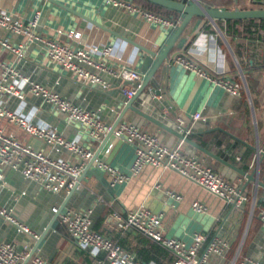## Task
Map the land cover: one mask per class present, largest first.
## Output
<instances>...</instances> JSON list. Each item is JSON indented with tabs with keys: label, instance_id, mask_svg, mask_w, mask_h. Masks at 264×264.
<instances>
[{
	"label": "crops",
	"instance_id": "obj_1",
	"mask_svg": "<svg viewBox=\"0 0 264 264\" xmlns=\"http://www.w3.org/2000/svg\"><path fill=\"white\" fill-rule=\"evenodd\" d=\"M55 1L101 23L116 35L52 0H0V12L25 20L39 11L38 31L43 35L65 41L67 35L79 33L77 44L80 46L110 45L112 66L131 67L141 73L143 81L156 59L143 72L144 53L127 40L160 53L174 32L168 27L145 23L138 17L104 6L101 0ZM203 1L206 7L220 9L259 7L253 0H237V3L235 0ZM168 15L178 19L182 17L181 14L170 12ZM260 20L251 22L248 19H218L213 23L205 18L195 17L168 53L170 60L183 50L191 49L211 69L233 79L239 88V95L231 96L205 79L196 77L179 66L169 65L168 60L159 65L147 86L154 89L159 98L148 100V106L141 110L238 169L246 173L255 171V175L264 184V157L258 155L260 152L264 153V27H261L264 19ZM0 36L6 37L14 45L24 42L21 36L2 29ZM0 58L12 63L21 76L53 87L68 100L95 111L105 123L114 124L123 110L124 99L120 90L124 82L118 77L103 75L108 84L106 89L81 86L68 73L46 64L39 53L38 44L35 43L27 45L21 61L1 48ZM145 92H148L147 89ZM3 102L5 107L33 116L34 120L50 125L67 138H77L80 135L77 126L66 124L53 115L48 106H40L38 99L19 101L9 98ZM133 105L139 107L137 100ZM196 112L201 117L192 122L191 116ZM161 115H165L172 123L169 124ZM177 117L184 121L181 128L174 124ZM121 121L136 123L142 129L157 134L164 144L175 145L180 142L170 131L132 110L127 109ZM0 127L15 132L23 143L52 157L75 160L68 152H55L42 141L5 125L3 120H0ZM81 141L93 150L94 155L98 153V158L122 171H128L133 157L128 144L112 136L104 145L101 144L102 141L87 142L83 138ZM182 147L199 156L207 165L240 187L247 197L240 210H235L177 173L152 166H145L126 183L111 186L108 174L90 161L80 176L78 187L71 193L59 195L44 191L24 179L18 171L5 168L1 171L0 207L27 225L37 238H42L36 245L37 238L17 232L0 219V242L14 244L18 252L30 253L35 249L33 255L40 256L50 264H97V259H104V253L94 255L77 246L70 239L57 214L51 211V207L90 210L92 228L114 239L140 261L172 264L175 257L168 249L140 231L122 229L118 221L109 219L112 211L123 212L126 209L144 207L153 213H162L164 234L168 237H176L186 243H190L195 232H205L209 238H227L230 247L227 255L221 261L211 260L210 264H236L242 256H250L264 264V226L255 216L260 208H264V187H256L245 176L207 157L185 142ZM155 185L159 187L156 188ZM166 190L178 193L181 199L174 201L167 197ZM196 200L206 206V212L196 213L192 210L191 204Z\"/></svg>",
	"mask_w": 264,
	"mask_h": 264
},
{
	"label": "built area",
	"instance_id": "obj_2",
	"mask_svg": "<svg viewBox=\"0 0 264 264\" xmlns=\"http://www.w3.org/2000/svg\"><path fill=\"white\" fill-rule=\"evenodd\" d=\"M101 3L138 17L145 23L161 25L172 30L176 29L181 20L157 14L129 0H101ZM39 19V11L25 20L0 12V29L24 39L23 43L14 45L6 37L0 36V48L12 53L17 61H21L24 59L27 45L38 44L39 53L46 64L54 65L62 72L68 73L76 83L82 84L81 86H99L106 89L108 84L103 75L118 77L124 82L120 90L124 99L123 104L141 87L143 79L137 70L125 65L112 66L110 45L80 46L77 44L79 33L67 35L65 41L43 35L38 31ZM168 64L179 66L196 77L205 79L231 96L239 95V88L233 79L211 69L189 48L172 57ZM145 90L136 99L140 109L148 106V100L159 98L152 89L147 88L148 92ZM9 98H16L19 101L38 99L40 106H48L49 111L66 124L77 126L80 135L77 138H67L50 125L34 120L33 116L5 107L3 101ZM161 117L169 124L172 123L165 115ZM200 117V113L196 112L191 116V121L194 122ZM0 120L26 136L42 141L55 152H68L75 157L73 161L63 157H52L23 143L15 132L0 127V179L3 177L1 171L8 168L18 171L24 179L44 191L57 195L68 194L78 187L80 176L94 158L93 150L83 144L81 139L87 142H101L111 132L114 139L128 144L133 153L128 171H122L104 159L98 157L93 159L95 166L108 174L111 186L126 183L138 175L145 166H152L177 173L186 181L231 205L235 210H240L247 200L238 185L231 183L199 156L185 151L182 147L183 140L175 145L164 144L157 134L150 133L132 122L120 121L113 127V124L103 122L95 111L68 100L53 87L21 76L12 63L1 58ZM174 124L181 128L184 121L177 117ZM165 194L174 201L181 199V195L172 190H166ZM191 208L196 213L206 212V206L197 200L191 204ZM51 211L57 214L70 239L77 246L89 250L94 255L104 253V259H97V264H152L140 261L114 239L93 229L90 210L75 211L71 208L60 210L58 206H53ZM257 218L264 226V208L258 210ZM0 219L14 227L17 232L37 238L27 225L19 222L3 207H0ZM109 219L118 221L122 229L140 231L168 249L175 257L172 264H210L213 259L221 261L230 248L227 238L223 236L209 238L205 232L193 233L190 243L176 237H168L164 234L162 213H153L144 207L126 209L123 212L112 211L109 213ZM28 255V251L18 252L10 242H0V264H23ZM26 264L50 263L38 255H31ZM236 264L262 263L250 256H242Z\"/></svg>",
	"mask_w": 264,
	"mask_h": 264
},
{
	"label": "water",
	"instance_id": "obj_3",
	"mask_svg": "<svg viewBox=\"0 0 264 264\" xmlns=\"http://www.w3.org/2000/svg\"><path fill=\"white\" fill-rule=\"evenodd\" d=\"M52 1L55 4L66 8L70 12L76 14L77 16H79L85 20H88L89 22L93 23L94 25H96V26H98L104 30H108L113 35H116L113 31H110L107 27H105L101 23L96 22L93 19H90L89 17H87V16L83 15L82 13H79V12L63 5L62 3H59L55 0H52ZM146 1L154 3V4L159 5L161 7H164L166 9L176 11V12L180 13L182 15V17H181V20H180L178 26L176 27V29L172 33V36L169 39L167 45L164 47V49L160 53H157L156 51H153L152 49H149L145 46H141L137 43L132 42L131 40L126 39L127 41L134 44L135 47H137L138 49H140L144 53L143 54L144 55L143 56V63H142V71L143 72L146 71V68L149 66V63L153 59H156V62L154 64L153 68L149 71V73L146 76V78L144 79V81L142 82L141 87L137 89L135 95L132 98H130L124 104L123 110L120 112L119 116L117 117L116 121L114 122L113 127L116 126L117 123H119L121 121V119H122V117H123V115L127 109L132 110L133 112H135L139 116H141V117H143V118H145V119H147L153 123H156L157 125L166 129L167 131H170L174 136L177 137L178 140H183L185 143L189 144L190 146H192L193 148L198 150L200 153H203L207 157L220 162L221 164H223L226 167H229L230 169L235 170L240 175L245 176V178H247L249 181H252L256 187L257 186L264 187V184L262 183V181H260L258 179L257 174L255 175V171H252L251 173H246V172L238 169L237 167H235V165L229 163L228 161L222 159L218 155L212 153L211 151L207 150L206 148L195 143L194 141L189 139L187 136H185L183 133H180L179 131L171 130V129L165 127L163 124H161L158 121H156L155 119H153L151 116L146 114L140 108L133 105V103L135 102V100L137 99L139 94L142 93L145 89H147V86L150 82V79L153 77L155 70L164 61L169 60L168 53L170 52V50L172 49V47L174 46V44L176 43V41L178 40L180 35L186 30L188 24L191 22V20L193 18H195V17L205 18L209 22H213V23L215 20H218V19H221V20L264 19V0H253L254 4L259 6V7L251 8V9H240L238 7H235L233 9H220V8L206 7L202 4L203 0H146ZM235 3H237V0H235ZM153 91H155V90L153 89ZM183 130L186 131V128H183ZM110 137H111V132H109L106 135V137L104 138V140L102 141L101 144L104 145V143ZM258 155L264 157V153H262V152H260ZM97 156H98V153H96L94 155V158ZM93 159L91 160V162H93ZM59 209L61 210L62 207H60ZM41 238L42 237H39L36 239V245H38V243L41 241ZM34 250L35 249H33L29 253L28 257L25 259L23 264H26L28 258L31 255H33Z\"/></svg>",
	"mask_w": 264,
	"mask_h": 264
},
{
	"label": "trees",
	"instance_id": "obj_4",
	"mask_svg": "<svg viewBox=\"0 0 264 264\" xmlns=\"http://www.w3.org/2000/svg\"><path fill=\"white\" fill-rule=\"evenodd\" d=\"M129 1H131L134 4L140 5V6L146 8V9L152 11V12H155L157 14L163 15V16L171 18V19H177L178 20V18L176 16H172V15L169 16L168 15L169 12L173 13V14H175V13L180 14V13H178L176 11H173V10H170V9H166L164 7H161L159 5H156V4L151 3L149 1H146V0H129ZM203 3H204V1L202 2V4ZM248 20L251 21V22H255L256 20L257 21L258 20L261 21L260 19H248ZM235 21H239V20H235ZM261 27H264V25H262ZM255 216H257V215H255ZM142 262H144V261H142Z\"/></svg>",
	"mask_w": 264,
	"mask_h": 264
}]
</instances>
